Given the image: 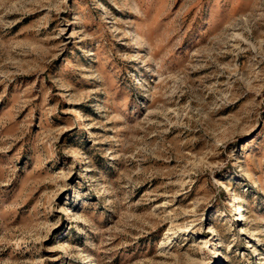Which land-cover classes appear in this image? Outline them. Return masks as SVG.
Masks as SVG:
<instances>
[{"label": "rangeland", "instance_id": "obj_1", "mask_svg": "<svg viewBox=\"0 0 264 264\" xmlns=\"http://www.w3.org/2000/svg\"><path fill=\"white\" fill-rule=\"evenodd\" d=\"M0 264H264V0H0Z\"/></svg>", "mask_w": 264, "mask_h": 264}, {"label": "bare ground", "instance_id": "obj_2", "mask_svg": "<svg viewBox=\"0 0 264 264\" xmlns=\"http://www.w3.org/2000/svg\"><path fill=\"white\" fill-rule=\"evenodd\" d=\"M238 219H240V218H238Z\"/></svg>", "mask_w": 264, "mask_h": 264}]
</instances>
